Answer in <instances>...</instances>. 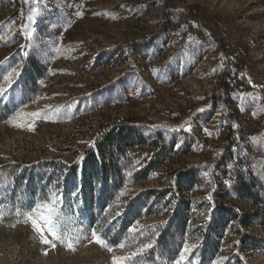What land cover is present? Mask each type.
Instances as JSON below:
<instances>
[{"label": "rangeland", "instance_id": "374dc122", "mask_svg": "<svg viewBox=\"0 0 264 264\" xmlns=\"http://www.w3.org/2000/svg\"><path fill=\"white\" fill-rule=\"evenodd\" d=\"M13 69L0 264H264V0H0ZM54 193L74 250L15 215Z\"/></svg>", "mask_w": 264, "mask_h": 264}, {"label": "snow or ice", "instance_id": "6c2138e0", "mask_svg": "<svg viewBox=\"0 0 264 264\" xmlns=\"http://www.w3.org/2000/svg\"><path fill=\"white\" fill-rule=\"evenodd\" d=\"M38 3L39 0H36ZM33 15L30 17L32 19L33 23L36 22L35 17L38 16L39 10L33 9L32 10ZM79 15V14H78ZM29 36H31V33H29ZM16 79V69H13L11 72H9L4 77L0 78L3 82L0 83V97H3L5 93H7L15 83ZM18 116H21L22 113H18ZM40 113H31V116L36 117L39 116ZM60 204V197L59 194H52L49 196H46L41 202L35 203L34 206H29L30 211L21 213L19 210L15 212V215L20 216L24 215L26 221H30L33 229L40 235L41 237V243L48 244L49 240L45 237L44 233L45 231L51 235V237L54 240H58L64 247H66L68 250H74L75 244L79 241V236H72L66 232L62 233L54 223V218L58 217L61 213V209L59 208ZM6 208L0 207V220H3L5 217ZM135 231V229H133ZM92 241L96 244L100 245L101 247H106L108 251H112V248L109 247L105 240L101 238L100 235H98L97 231H92L91 233ZM55 247V245H52ZM121 249L125 247L124 244L118 245ZM150 245H144L143 248L137 250L136 252H133L130 256L123 257L120 259H114L113 264H120V260H132L133 258L141 255L144 251V249L149 248ZM188 246L185 245L183 247V251L180 252V260H177L175 264H180V261L184 259L185 254L188 252Z\"/></svg>", "mask_w": 264, "mask_h": 264}]
</instances>
